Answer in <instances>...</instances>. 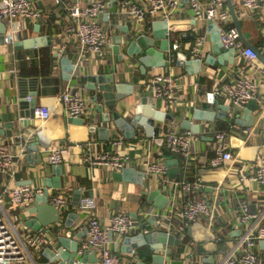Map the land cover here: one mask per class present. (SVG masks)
<instances>
[{
	"label": "crops",
	"instance_id": "1",
	"mask_svg": "<svg viewBox=\"0 0 264 264\" xmlns=\"http://www.w3.org/2000/svg\"><path fill=\"white\" fill-rule=\"evenodd\" d=\"M231 1L240 21L242 31L250 35L254 40L255 47L260 51L261 47L264 46V0H257L258 8L253 12H249L243 7V0ZM108 2L110 8L111 0H108ZM36 3L43 12V17L26 21L25 30L20 35L19 40L45 38L44 42L39 46L22 49H16L14 44L9 45L4 42L0 44L1 111L9 112L10 115L22 113L25 117H33L31 116V100H35L36 105L47 106L52 111V116L45 121H41L34 115V124H29L26 127L20 126L18 121L15 120L11 136H0V147L7 149L15 156V172L13 176L9 173L0 176V212H5L21 235L34 233L38 231L24 226V222L27 219L26 209L32 205L34 200L28 206L22 208L12 203L8 194L9 190L6 191V189H11L18 185L43 186L48 189L49 195L59 189H63L66 191L67 197L66 206L61 211L59 224L54 226V229L50 230V232L44 231L47 233V243L39 253L32 251L36 263L48 264V260L43 254L44 248L55 239L59 232L61 235L67 236V232L70 231L71 239L80 238L82 241L85 239V228L83 225H79L82 223L81 219L85 217V214L78 208L80 199L85 197L84 191L91 190L90 198H95L97 202V208L94 210L93 215H96L103 223L108 221L111 214L123 212L139 221L146 220L147 225L145 228L149 232L157 227L154 224L155 219L150 215V212L156 213L162 208L155 206L152 201H149L142 194L140 186L134 183L113 180L111 176L113 169L106 166H88L83 162V155L85 153L95 155L106 151H116L129 155L128 167L135 164L137 168H140L146 160L164 162L166 158L172 157L161 137L164 133L168 131L182 132L188 129L181 128L177 122L165 121L161 124L162 129L158 136L162 141H157V138L154 137L145 138L142 130L139 136L126 139L123 136V131L119 129H112L110 140H98V134L88 133L86 123L83 125L66 124L68 116H65L63 108L58 101V96L64 86L71 84L87 99L90 106L88 115L93 118V125H99L97 119L102 117V113H105L107 108L104 106L103 112H98L97 105L103 103V100L100 96L97 97L98 92L93 88H88V85L90 83L98 85L99 80L92 81L90 78L94 77L96 79L101 75H107L112 67H114L113 76L115 81L132 85V93L120 100L116 105V109L126 116H131L134 106L140 102L142 96H152L153 92L149 81L151 76L163 72L170 73L173 76V102L169 106L162 100L157 99L156 106L163 111L170 109L172 113L181 114L183 118L191 120L192 124L200 126V134L193 133L194 141L190 158L183 164L181 173L177 174L174 179H185L201 184L204 187V191L208 193L215 211L223 215V223H221L219 228L214 229L209 226L208 220H204L194 226L195 231L192 237L197 239L196 241L198 242L202 241L205 243L207 248L216 245L218 243L217 238L221 240L226 238L233 240L236 238L239 235L237 221L240 217V201L247 196L251 210L257 213H260L264 207V188H258V185L251 182L241 185L237 178L238 169L241 168L247 175H252L257 165L264 162V70L257 67L261 62L258 61L253 65L245 57L234 54L232 62L227 65H221L217 62L214 64H201L198 71L189 73L184 67L176 64V57L173 52L176 50H173L171 53L172 62L169 66H146L143 69L142 63L138 59L139 55L135 57L126 55L125 42H122L119 48L115 49L118 38L120 36L124 38L125 34L115 25L116 21H118L119 25H123V22L118 19L115 13H110L109 17L103 15L101 18L107 30H109V45L106 47L103 56L88 54L79 69L70 74L69 80H65L58 58L55 57V51L58 48V44L62 42L63 32L68 24V17L63 7L56 5L53 0H36ZM226 6L228 9L227 3ZM229 15L230 18L227 25L236 27L230 13ZM192 17L193 12L188 6L187 0H181V7L166 21L168 23L167 30L169 31L170 43L171 45L172 43L179 44L178 52H189V46L194 40ZM157 20L165 21L162 18H156L152 20V23ZM207 23L208 21L197 22L200 31L207 35L203 60L212 52L211 36L207 30ZM140 34L142 33H136V35ZM148 35L153 36L152 25ZM118 50L123 55L122 60L117 54L119 53ZM167 54L168 51L165 52L164 60L166 61L170 59V55L168 54L167 56ZM66 55L75 62V42H71ZM238 72L254 77L259 84L261 94L260 104L256 102L258 108L251 112L254 116V121L251 125H248L251 131L247 135L235 130L234 125L239 124H232V121L237 118L246 120V115L248 117V114L244 112L245 106L240 109L235 108L224 91L225 85L231 84L232 76ZM210 95L218 97L217 105L209 103ZM27 96H30L31 99L28 100ZM219 104L229 106L228 114L224 118L196 120L192 116L198 106L209 108L217 107ZM88 119H85V122ZM41 129L44 130V133L39 137L40 142L36 146V150H32L30 146L38 140L35 137V133ZM218 131L227 134L229 147L236 160L213 168L208 163L209 159L214 155V134ZM88 137L95 141L96 144L88 146L85 143ZM114 139H120L121 143L114 146L112 142ZM238 142H241V145L237 144ZM55 145L68 147L64 163L61 165L63 175L60 177V188H54L51 185L44 186L42 181L44 180L43 178H47L51 183L54 178H57L54 172L50 170L51 166L46 163V149ZM243 152H246L249 158H243ZM161 187L157 178L153 176L144 178L143 189L161 190ZM71 213H76L78 217L72 220L69 228H65V221ZM145 214L148 217H145ZM141 229H137L129 236L141 234ZM197 234H203V236L197 238ZM187 238L190 240L188 236ZM123 239L124 237L117 244H113L112 248L119 259V263L138 264L142 262V258L148 254V245H138L137 241L124 244ZM125 245L130 250L137 249L140 257L137 259L134 254L127 253L122 248ZM219 245L223 244L220 243ZM258 247L263 249L264 241L260 242ZM171 250L172 253H177L182 250V247L173 249L171 247ZM209 251L213 252V255L216 253L213 250ZM156 252L162 254L163 250L158 248L155 250ZM146 261L148 264H155L149 259ZM165 262L172 264L166 258Z\"/></svg>",
	"mask_w": 264,
	"mask_h": 264
},
{
	"label": "built area",
	"instance_id": "2",
	"mask_svg": "<svg viewBox=\"0 0 264 264\" xmlns=\"http://www.w3.org/2000/svg\"><path fill=\"white\" fill-rule=\"evenodd\" d=\"M117 1V4H116ZM118 19L124 25L129 26V33L148 34L152 20L162 18L168 21L173 13L181 7V0H116ZM63 7L68 17V24L64 29L62 42L58 44L55 54L66 55V51L75 42L76 58L74 70L76 72L88 54L103 56L109 45V30L101 20L103 15L110 16L108 0H53ZM188 6L193 12L192 33L194 40L189 46L190 57L194 60H203L204 47L207 35L200 31L197 22L213 21L220 30L219 40L226 50L232 49L234 54L245 57L253 65L260 61L251 47L244 45L239 33L234 26H228L230 15L225 0H187ZM243 7L249 12L258 8L257 0H243ZM43 17V12L38 7L36 0H0V21L6 25L4 43L13 45L19 40L25 30V23ZM169 37V31L167 32ZM129 34H125L127 37ZM170 38V37H169ZM125 44V43H124ZM179 44L172 43L168 54L179 49ZM260 52H264V46ZM167 54V56H168ZM261 62V61H260ZM257 67L264 70L261 62ZM152 97L171 105L174 99V79L170 73H156L151 76ZM259 84L254 77L241 72L232 76L231 84L225 85L224 91L229 101L235 108H243L246 104L255 100L260 104L261 94ZM28 100L30 96L26 97ZM58 101L63 108L65 116L89 118L90 106L87 99L71 84H66L58 96ZM34 115L41 121L48 120L52 111L43 105H36ZM235 130L244 135L250 133L248 126L234 125ZM166 149L172 155H182L185 164L191 155L194 134L191 130L182 132L168 131L162 136ZM214 155L209 159V165L213 168L222 166L226 162L236 160L228 144L227 134L218 131L214 134ZM114 146L121 143L120 139L112 140ZM96 142H89L93 146ZM68 147L55 145L46 149V163L49 166L62 165ZM129 155L120 152H102L95 155L85 153L83 162L88 166L109 167L114 171H120L129 165ZM15 156L7 149L0 147V176L15 172ZM145 178L153 176L158 179L160 189L169 198V203L156 213L150 212L155 219V224L175 234L180 240L182 250L165 256L168 262L180 260V264H264V248L258 247L264 241V207L260 213L250 208L249 198L246 196L239 203L240 217L237 221L239 235L233 240L217 238L215 255L207 249L206 252H197L198 241L187 230L191 226L208 220L209 226L214 229L223 223V215L217 213L214 205L204 187L198 182L185 179H170L167 168L161 161L146 160L140 166ZM238 182L241 185L249 182L264 188V162L259 163L252 175H247L243 169H238ZM12 203L22 208L28 206L37 195L44 192L43 186L18 185L6 189ZM66 191L59 189L49 195V202L60 211L66 206ZM1 206V198H0ZM79 210L85 214L79 225L85 228V239L81 242L79 253L84 251L94 252L97 264H120L117 255L113 251V244H117L125 236H129L137 229L142 228L141 233L149 234L145 228L146 220L139 221L127 213L115 212L109 216L106 223L93 215L97 208L96 199L83 197L78 204ZM145 217L148 215L145 214ZM148 221V220H147ZM254 221V223H252ZM190 238V243H184V239ZM193 238V239H192ZM223 241V242H222ZM47 243V233L38 231L21 235L15 224L8 218L5 212H0V264H37L33 252L39 253ZM214 243V242H211ZM222 243L223 245H219ZM173 248H177L171 246ZM164 252V248L162 249ZM212 254H211V253ZM211 259V262L206 261ZM162 264L166 263L165 260Z\"/></svg>",
	"mask_w": 264,
	"mask_h": 264
},
{
	"label": "water",
	"instance_id": "3",
	"mask_svg": "<svg viewBox=\"0 0 264 264\" xmlns=\"http://www.w3.org/2000/svg\"><path fill=\"white\" fill-rule=\"evenodd\" d=\"M116 0H111V6L109 8V13H115L116 11ZM228 5L229 13L231 14L236 29L239 33L240 39L243 41L244 45L251 47L257 58L264 64V52H260L254 45V40L250 37L249 34H246L241 29L240 21L237 18L234 6L231 0H226ZM108 17V16H107ZM114 25V24H113ZM115 25L122 30L124 34H129L127 37L121 36L118 38L115 49L119 48V45L122 42H125L126 45V55L129 57H135L139 55V61L142 63V68L146 66L153 67H163L169 66L172 61L164 60L165 52L169 51L171 48L170 39L168 37V23L166 21L157 20L152 23L153 36L148 34L136 35L132 32L129 33L128 25H119L118 21L115 22ZM207 30L210 32L211 42H212V52L204 60H193L190 57L188 51L178 52L173 51L175 54V61L178 66L184 67L189 73L198 71L201 64H214L218 63L221 65H227L232 62L234 57V52L232 49L226 50L222 46L219 40L220 30L218 25L213 21H208ZM6 33V25L4 22L0 21V44L4 42V36ZM45 38H28L20 39L14 43L16 49L30 48L33 46H39L43 43ZM120 60L123 59V55L118 50ZM55 57L58 58V63L61 70L63 71V78L65 80L70 79V74L74 70L73 61L67 56H58L55 54ZM217 57V58H216ZM229 57V58H228ZM114 67L111 68L110 73L107 75H101L98 78H90V80H99L98 85L90 83L88 88L95 89L103 100V103L97 105L98 112H103V107L107 108L105 113H102V117H99V125L94 126L92 123L93 118L89 116L88 121L81 117H68L66 118V124L74 125H83L86 123L88 133L93 132L96 135L98 134V140L108 141L111 138L112 129L122 130L123 136L126 139H132L134 136H139L141 130L145 138H157V141H162L161 138H158L159 133L162 129V123L167 122H177L180 124L181 128L192 130L193 133L200 134V126L198 124H192L191 120L183 118V115L178 113H172L169 109L163 111L158 108L157 100L152 96L144 95L142 96L140 102H138L131 113V116H126L119 112L116 109V105L127 95L132 93V85L125 82L115 81L114 76ZM96 97V98H97ZM209 103L212 105H217L218 97L209 96ZM31 116L25 117L22 113L11 114L9 112H2L0 109V136L6 135L11 136L12 129L14 127L15 120L18 121V124L22 127H26L29 124H34V108L36 106V101L31 100ZM258 108V104L255 100L249 101L244 107V112L246 115V120L242 118H237L232 121V124L237 123L241 126L251 125L254 121V116L251 114L253 110ZM218 111V112H217ZM229 111V106L220 105L215 107L203 108V106H198L193 112V118L196 120H214V118H224L227 116ZM179 121V122H178ZM159 123V124H156ZM44 133V130H39L35 133V137L38 138L30 148L36 150V146L39 144V137ZM141 138V137H139ZM95 142L86 138L85 143ZM35 144V145H34ZM237 144L241 145V142ZM235 144V145H237ZM250 152V151H249ZM243 158H249V155L246 152L242 153ZM185 158L182 155H172V157L166 158L164 160V165L167 168V176L170 179L175 178L177 174L181 173V165ZM57 178H54L50 183V180L43 178V185H51L54 188L61 187L60 177L63 175V169L61 165L51 166L50 169ZM113 180L119 182H128L137 184L142 188V194H144L149 201H152L155 206L159 208H164L169 203V198L159 189L146 190L143 189L145 174L142 169L137 168L135 164H132L130 167H125L120 171L111 172ZM85 197L91 196V190L84 191ZM27 219L24 222V226L34 230V231H47L54 229V226L58 225L61 218V211L49 202V192L47 188H44V192L41 195H37L32 202V205L26 209ZM78 215L76 213H71L68 216V219L65 221V228H69L72 220L76 219ZM155 224V223H154ZM157 227L154 228L149 234H137L135 236H125L123 239L124 244H128L131 241H137L138 245H148V254L142 258V262L138 264H148L146 263L147 259L151 260L155 264H162L165 260V256H170L171 246L179 247L181 245V240L173 233H169L164 227H160L155 224ZM52 227V228H51ZM195 231L194 226L188 228V234L193 235ZM85 232V231H84ZM71 232H67V236H63L60 232L56 235L55 239L48 243L44 248L43 254L48 260V264H96L97 257L95 253L84 251L79 253V247L82 242V239H71ZM158 241V243H157ZM127 253H132L138 259L140 257L139 251L137 249L130 250L127 245L122 246ZM164 248L162 254L155 253V250ZM211 248V249H209ZM207 249L215 251V246H209L207 248L206 244L200 241L197 246V252L203 253ZM206 261L211 262V259ZM172 264H180V260H175Z\"/></svg>",
	"mask_w": 264,
	"mask_h": 264
},
{
	"label": "rangeland",
	"instance_id": "4",
	"mask_svg": "<svg viewBox=\"0 0 264 264\" xmlns=\"http://www.w3.org/2000/svg\"><path fill=\"white\" fill-rule=\"evenodd\" d=\"M203 236V234H197V238H201ZM184 243H190V240L188 239V238H185L184 239V241H183Z\"/></svg>",
	"mask_w": 264,
	"mask_h": 264
}]
</instances>
